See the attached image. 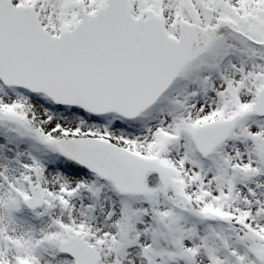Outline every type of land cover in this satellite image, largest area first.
<instances>
[{
    "label": "snow or ice",
    "instance_id": "obj_1",
    "mask_svg": "<svg viewBox=\"0 0 264 264\" xmlns=\"http://www.w3.org/2000/svg\"><path fill=\"white\" fill-rule=\"evenodd\" d=\"M0 264H264V0H0Z\"/></svg>",
    "mask_w": 264,
    "mask_h": 264
}]
</instances>
